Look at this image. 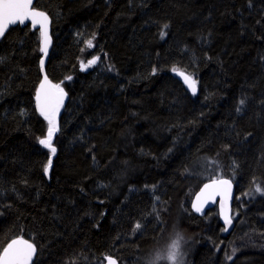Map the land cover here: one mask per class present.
<instances>
[{
  "label": "trees",
  "instance_id": "16d2710c",
  "mask_svg": "<svg viewBox=\"0 0 264 264\" xmlns=\"http://www.w3.org/2000/svg\"><path fill=\"white\" fill-rule=\"evenodd\" d=\"M34 6L51 19L45 74L67 100L53 154L39 143L40 32L10 28L0 42V252L21 237L31 264H172L156 257L178 241L175 264H264V0ZM219 177L235 185L229 234L216 206L202 217L189 208Z\"/></svg>",
  "mask_w": 264,
  "mask_h": 264
},
{
  "label": "snow or ice",
  "instance_id": "6c2138e0",
  "mask_svg": "<svg viewBox=\"0 0 264 264\" xmlns=\"http://www.w3.org/2000/svg\"><path fill=\"white\" fill-rule=\"evenodd\" d=\"M33 0H0V37H3L5 32L9 29L10 25H15L17 23L24 24L26 20H31L32 24H40V34L43 37L44 47L41 49L45 54H47V45L49 43V37L47 33L46 23L47 16L45 13L38 10L32 9ZM167 27V25H165ZM91 45V42H89ZM95 59L88 61V65L94 64ZM41 65H43V60H41ZM175 71V69H174ZM184 75L183 73H179ZM70 79V77H69ZM184 81L191 88L193 94L196 92V81L192 80L188 76H184ZM49 89L57 90L60 95L53 98L52 93ZM63 100V89L59 85H52L45 77L44 81L40 85V90L37 91L36 101L37 108L40 111V114L48 121V135L45 139L39 141L40 144L44 145L46 148H50L52 153L55 154L56 149L52 147L51 141L54 132L57 130L55 123V113L58 111V108ZM243 104V101H241ZM237 111H240L238 108ZM51 166V159L48 161V165L45 166V173L48 172ZM226 185L230 188V182L227 180H214L211 184H206L202 190L200 196L197 197V203L193 204V207L197 212L202 211L203 202L201 197L210 198L212 195H215L214 191H209L214 189L216 185ZM257 192H262L260 187L256 188ZM207 194V196L205 195ZM223 207V205H222ZM225 222L230 224L231 218L228 215H225ZM137 228L140 227L139 224L136 225ZM179 248L178 241H173L171 248L166 257L157 256L156 259L161 258L167 259L175 264L177 257V249ZM35 252V249L32 244L23 240H14L11 244L4 249L3 255L0 256V264H30L32 256ZM109 264H115V261L109 259Z\"/></svg>",
  "mask_w": 264,
  "mask_h": 264
},
{
  "label": "water",
  "instance_id": "95a60500",
  "mask_svg": "<svg viewBox=\"0 0 264 264\" xmlns=\"http://www.w3.org/2000/svg\"><path fill=\"white\" fill-rule=\"evenodd\" d=\"M35 1L36 0H33V2H32V5H31L32 9L38 10L40 12L45 13V15L48 18L47 19V23H46V28H47V33H48V37H49V43L47 45V54H45L43 51H41V49L44 47V43H43V37L40 34V54L41 55H40V58H39V68H40L41 79H40L38 88L36 90V94H37V91L40 90L41 83L44 81L45 77H47V75L45 74V64H46V61L48 59V55H49L50 47H51V36H50L51 19H50L49 15H48V13L46 11H44L42 9H39V8L34 6ZM26 25L29 26L30 30H38L40 32V24H36L34 26L30 19L26 20L24 24L17 23L15 25H10L9 29L12 28V27H15V26L23 27V26H26ZM7 31L5 32V34L7 33ZM3 37H0V42H1ZM41 60H43V65H41ZM173 73L181 81V83L186 88L188 93H190L191 95H196L198 93V85H197V83H196V92H195V94H193L191 88H189L188 85L185 83L184 76H188L192 80H194L193 77H191L186 71H184L182 69H176ZM179 73H183L184 75L182 76ZM47 80L50 82L48 77H47ZM49 91L52 93L54 99L60 95V93L57 90H55V89H49ZM36 94H35V104H36V109H37L38 113L40 114V111L37 108ZM66 100H67V93L63 90L62 103L60 104V106L58 108V111H56V113H55V122L56 123H57V116H58V114L60 112V109L65 104ZM214 180H227V181L230 182V188L228 186H226V185H219L218 184V185H216L214 187V189L209 190V191H214L215 195H212L210 198H207L206 201H205V197H201V201L203 202L202 211L197 212L195 210V208L193 207V204L197 203V197L200 196L202 190L204 189V186L206 184H211L212 181H214ZM205 195L207 196V194H205ZM234 196H235V185H234L232 180H230L228 178H223V177H219V178H215V179H209V180L204 181L199 186V188L195 191V193L193 194V196H192V198L190 200L189 206H190V209L193 211V213H195L196 215L201 216V215H203L206 212V210H208V209L212 208L214 205H216L219 223L224 227L226 233H229L233 229V226H234V222H233V219H232V205H233ZM222 205H223V207H222ZM225 215H228L231 218V223L230 224L225 222ZM14 240H23V241H27L28 243H30L25 238H21V237L14 238V239L10 240L4 246V248L0 252V256L3 255L4 249L7 248V246L9 244H11L12 241H14ZM34 255H35V252H34V254L32 256L30 264H31V262H32V260L34 258ZM109 259H111L112 261H115V264H119L117 259L115 257H113V256H105L104 259H103V263L102 264H109Z\"/></svg>",
  "mask_w": 264,
  "mask_h": 264
},
{
  "label": "rangeland",
  "instance_id": "374dc122",
  "mask_svg": "<svg viewBox=\"0 0 264 264\" xmlns=\"http://www.w3.org/2000/svg\"><path fill=\"white\" fill-rule=\"evenodd\" d=\"M91 42V44L93 45V41H90ZM93 59H95V61H98L97 60V58H95V57H92V58H90V59H88V61L89 60H93ZM88 61L87 62H81L80 64H81V66H85V65H87L88 64ZM109 72L111 71V69L109 68V69H107ZM46 138V137H45ZM44 138V139H45ZM205 177H211V178H213L214 176L213 175H206ZM171 245H172V243H171V241H169L168 243H167V245H166V247H165V249H164V252L166 251V253L163 255V256H167V254H168V252H169V250H170V248H171ZM180 250V251H179ZM181 253H182V250L181 249H177V257H176V261L178 260L179 262H181L182 261V257L181 258H179L180 257V255H181ZM167 260V259H166ZM167 261H169V260H167ZM175 261V262H176ZM169 262H171V261H169ZM172 263V262H171Z\"/></svg>",
  "mask_w": 264,
  "mask_h": 264
},
{
  "label": "bare ground",
  "instance_id": "6f19581e",
  "mask_svg": "<svg viewBox=\"0 0 264 264\" xmlns=\"http://www.w3.org/2000/svg\"><path fill=\"white\" fill-rule=\"evenodd\" d=\"M175 70H176V69H175ZM173 72H174V70H173ZM173 72H172V74L174 75V73H173ZM174 76H175V75H174ZM175 77H176V76H175ZM176 78H177V77H176ZM189 203H190V202H189ZM214 206H216V205H214ZM214 206H213V207H214ZM213 207H212V208H213ZM189 208H190V206H189ZM210 209H211V208H210ZM210 209H208V210H210ZM190 210H191V209H190ZM208 210H206V212H207ZM191 212L193 213V211H192V210H191ZM206 212H205V213H206ZM205 213H204L203 215H201V216H199V215H196L195 213H193V214H194V215H196V216H198V217H202V216H204V215H205ZM221 226H222V225H221ZM222 227H223V226H222ZM223 228H224V227H223ZM224 231H225V229H224ZM230 232H231V231H230ZM230 232H229V233H230ZM225 233H226V231H225ZM229 233H226V234H229ZM104 257H105V256H104ZM104 257H103V259H104Z\"/></svg>",
  "mask_w": 264,
  "mask_h": 264
},
{
  "label": "flooded vegetation",
  "instance_id": "af4514ba",
  "mask_svg": "<svg viewBox=\"0 0 264 264\" xmlns=\"http://www.w3.org/2000/svg\"><path fill=\"white\" fill-rule=\"evenodd\" d=\"M232 218H233V222H234V225H235V216L232 215ZM219 220V219H218Z\"/></svg>",
  "mask_w": 264,
  "mask_h": 264
}]
</instances>
